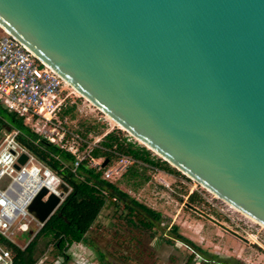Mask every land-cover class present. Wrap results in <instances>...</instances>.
Returning <instances> with one entry per match:
<instances>
[{"label": "water", "instance_id": "1", "mask_svg": "<svg viewBox=\"0 0 264 264\" xmlns=\"http://www.w3.org/2000/svg\"><path fill=\"white\" fill-rule=\"evenodd\" d=\"M0 25L146 147L264 225V0H0ZM47 193L29 207L40 222L60 203Z\"/></svg>", "mask_w": 264, "mask_h": 264}, {"label": "rangeland", "instance_id": "2", "mask_svg": "<svg viewBox=\"0 0 264 264\" xmlns=\"http://www.w3.org/2000/svg\"><path fill=\"white\" fill-rule=\"evenodd\" d=\"M71 101L76 107L68 115L69 127L91 146L99 144L112 131L145 146L77 92L72 93ZM7 132V128L0 126V141ZM100 159L103 164L107 158ZM132 164L133 161L125 156L114 157L102 169L103 176L110 171L109 181L159 212L161 219L154 220L152 228L138 220L131 224L127 219H136L123 204L120 203L118 208L107 206L86 236L92 246L74 243L67 250H59L51 238L40 237L36 264H200L201 256L230 264H264V228L261 225L170 163L177 172L139 161L135 165L141 176H124ZM140 180L143 182L138 185ZM193 192L198 198L189 204L188 196ZM32 227L28 233L17 232L12 236L21 245L19 247L25 248L36 236L38 226ZM98 251L104 254V263L100 261ZM193 251L199 254L190 262Z\"/></svg>", "mask_w": 264, "mask_h": 264}, {"label": "built area", "instance_id": "3", "mask_svg": "<svg viewBox=\"0 0 264 264\" xmlns=\"http://www.w3.org/2000/svg\"><path fill=\"white\" fill-rule=\"evenodd\" d=\"M73 92L76 91L61 75L0 25V103L23 117L39 136L73 154L74 169L88 160L90 168L102 170V157L91 154L98 144L91 146L69 127V114L65 111L72 104ZM19 134V129L12 128L0 141V235L18 246L14 234L28 233L34 224L38 233L45 224L29 210L38 193L47 189L44 199L55 193L60 197L59 207L72 189L18 140ZM22 155L27 157L23 163ZM105 174L103 178L108 180L111 172ZM62 185L68 187L63 195ZM0 264H14L10 249L1 241Z\"/></svg>", "mask_w": 264, "mask_h": 264}, {"label": "trees", "instance_id": "4", "mask_svg": "<svg viewBox=\"0 0 264 264\" xmlns=\"http://www.w3.org/2000/svg\"><path fill=\"white\" fill-rule=\"evenodd\" d=\"M75 107L76 105L72 104L65 112L70 114L75 110ZM0 126L19 129L18 140L41 161L61 175L72 188L62 204L25 248L19 247L0 235V241L10 249L13 255L14 264H36L38 262L36 251L40 237L51 238L59 250H67L74 243H86L92 246L86 236L102 210L110 205L118 208L120 203L123 204L129 214L148 228L155 225L154 220L161 219L159 212L131 197L128 192L119 188L115 183L103 178L102 170L97 171L95 168H90L88 160H84L74 169L75 156L73 154L39 136L25 123L23 117L9 111L1 103ZM91 154L95 158L105 157L108 160L120 156L131 158L133 164L124 173V176L130 174L133 178L141 176L135 165L139 161L169 172H177L167 161L155 157L147 147L129 141L127 137L116 134L115 131L107 133L92 149ZM143 181L140 180L137 184H142ZM197 198V193H191L188 196V203L196 202ZM127 221L134 224V220L131 218H128ZM192 246L202 252V249L194 243ZM98 253L100 261L104 263V254L100 251ZM197 254H199L197 251H193L189 261L191 262ZM201 257L200 264H230L205 256Z\"/></svg>", "mask_w": 264, "mask_h": 264}, {"label": "bare ground", "instance_id": "5", "mask_svg": "<svg viewBox=\"0 0 264 264\" xmlns=\"http://www.w3.org/2000/svg\"><path fill=\"white\" fill-rule=\"evenodd\" d=\"M4 28V27H3ZM5 29V28H4ZM6 30V29H5ZM7 31V30H6ZM76 91V89H74ZM78 94H80L82 97L86 98V100H88L93 106H95L96 108H98L92 101H90L87 97H85L83 94H81L80 92L76 91ZM99 109V108H98ZM108 116V115H107ZM109 117V116H108ZM112 121L115 122L116 125H118L119 127H121L122 129L126 130L124 127H122L119 123H117L115 120H113L111 117H109ZM136 138V137H135ZM137 139V138H136ZM194 181H196L194 179ZM197 183H199L198 181H196ZM200 184V183H199ZM201 185V184H200ZM203 186L206 190H208L210 193H212L214 196H216L217 198L221 199L222 201L226 202L227 204L231 205L230 203H228L227 201H225L224 199H222L221 197H219L217 194L213 193L212 191H210L209 189H207L204 185ZM232 207H234L233 205H231ZM236 210L242 212L241 210H239L238 208L234 207ZM245 216L249 217L250 219H252L254 222H256L257 224L261 225L264 228V225L261 224L260 222H258L257 220L253 219L252 217H250L249 215H247L246 213L242 212Z\"/></svg>", "mask_w": 264, "mask_h": 264}, {"label": "flooded vegetation", "instance_id": "6", "mask_svg": "<svg viewBox=\"0 0 264 264\" xmlns=\"http://www.w3.org/2000/svg\"><path fill=\"white\" fill-rule=\"evenodd\" d=\"M135 219H136V218H135ZM134 222H136V223H137V219H136V221H134ZM136 223H135V224H136Z\"/></svg>", "mask_w": 264, "mask_h": 264}]
</instances>
